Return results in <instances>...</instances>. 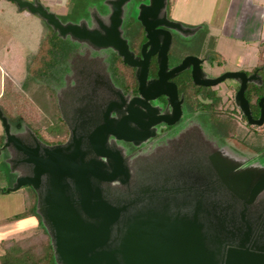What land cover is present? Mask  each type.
I'll use <instances>...</instances> for the list:
<instances>
[{"label":"water","instance_id":"water-1","mask_svg":"<svg viewBox=\"0 0 264 264\" xmlns=\"http://www.w3.org/2000/svg\"><path fill=\"white\" fill-rule=\"evenodd\" d=\"M7 1L60 36L74 32L39 3ZM111 46L132 64L123 46ZM133 101L123 111L114 104L104 110L78 104L70 121L61 110L69 134L51 145L27 128L11 132L0 109V151L9 148L6 162L19 170L0 192L33 190L55 263L264 264V166L245 165L187 138L130 159L109 135L137 146L154 135L155 124H172L179 113L172 109L168 119L149 111L146 120Z\"/></svg>","mask_w":264,"mask_h":264},{"label":"flooded vegetation","instance_id":"flooded-vegetation-1","mask_svg":"<svg viewBox=\"0 0 264 264\" xmlns=\"http://www.w3.org/2000/svg\"><path fill=\"white\" fill-rule=\"evenodd\" d=\"M26 1L41 4L60 25L74 31L60 36L52 25L31 14L45 25L35 54L43 44L47 57L53 56L58 62L57 72H49V87L54 92L63 127L58 143L64 142L69 134L61 110L70 121L71 108L78 104L88 107L91 103L90 107L103 110L114 104L123 111L133 99L132 106L146 120L149 111L154 117L163 115L168 119L172 109L178 108L179 113L172 124L163 121L155 124L154 135L139 144H146L142 150L109 135L108 140H113L130 159L146 156L151 152L138 154L154 146L155 152L164 151L167 148L163 144L170 146L187 138L204 149L220 150L245 161L241 153L231 155L222 150V142L206 141L198 119H206L210 131H221L215 133L217 138L252 150L257 147L259 136L264 135V36L261 40L255 31L258 12L254 0L247 2L246 21H241L242 1L234 7L239 13L235 22L223 23V28L229 30V35L222 36L229 44L226 53L219 49L218 36L209 31L211 9L202 6L197 14L192 9L183 13L176 7L180 0ZM195 1L198 6L204 3ZM21 11L30 14L25 9ZM238 29L247 36L246 40L238 41L237 33H230ZM85 32L94 34V38H80ZM112 44L124 47L131 65L123 61ZM239 48H246L250 55L242 54ZM226 73L231 76H225ZM220 77L216 83L203 84ZM139 86L145 96L140 94ZM76 98L81 101L76 102ZM108 115L116 119L119 116L113 110ZM160 143L163 144L158 146Z\"/></svg>","mask_w":264,"mask_h":264},{"label":"rangeland","instance_id":"rangeland-1","mask_svg":"<svg viewBox=\"0 0 264 264\" xmlns=\"http://www.w3.org/2000/svg\"><path fill=\"white\" fill-rule=\"evenodd\" d=\"M217 1L218 0H204V5L202 3L201 6H198L196 5L195 0H181L179 5H176V7L177 9H180V12L190 13L192 9V12L197 14L202 6L210 10L211 3L214 6L216 3L220 5ZM242 1L244 2L241 7L244 11V15L241 16V21L243 22L244 20H247V13L245 9L247 7L248 0H236V2ZM253 2L257 6L258 12L255 19V31L259 33V37H261L262 40L264 36V0H254ZM21 10L22 9H18L17 6L10 1L0 0V109L5 113V116L10 124L11 132H13V126L10 118L16 114L21 115L20 112H23L26 120L21 121L22 129L27 128L32 133H35L37 130L46 137H55L58 136L57 134L59 129L54 127L52 124L43 130V125L40 123V112L38 114L37 103H34L29 98V93L23 90L21 83L26 73L27 63L31 56H35V49L37 48L38 41L44 35L45 25L37 16L26 14ZM211 11L213 17L212 27H210L209 31L215 37L218 36L217 44L219 49L223 53H226L227 51L225 52V48L227 49L229 44L228 40L224 39L222 36L226 35L229 30L227 31V29L221 26L222 20L224 21L225 19V15L223 14V11H219L216 8ZM238 14L237 12H234L232 13V16H236ZM240 28L242 29V27ZM234 31H236V28ZM234 31L230 33H237V36H239V39H237L238 41L246 40L247 36L245 37L241 30L238 29L237 32ZM237 43L238 42L234 44L237 45ZM239 49L242 54L250 55V51L246 48ZM46 83L51 85V82L47 81ZM4 89L6 93L4 92ZM12 91L13 94L16 95V98L9 97V94H11ZM3 92L5 95L2 94ZM198 120L201 126V133L206 141L209 140L215 144L219 141L222 142V150L227 151L231 155L233 154L239 156L241 153L242 159L245 160H242L245 165L255 167L264 166V154H262L261 151L264 146V135L259 136L258 142L256 143L257 147L255 150H252L236 144L235 142L233 143L231 140H226L221 137L217 138L215 133L219 132L221 134V131H210V127H206V119ZM262 132H264V130ZM0 135H3L1 123ZM62 135L63 134L59 135V137ZM259 141L262 145H260ZM42 143L44 142L42 141ZM162 144L163 143H160L158 146ZM163 146L168 148L169 145L167 146L163 144ZM137 147L139 150H142L146 147V144L143 143L140 146H135L134 148ZM154 147L138 155H146L144 153L151 152L147 154L150 155L156 151L153 150ZM246 150L250 151V153L244 154L243 152H246ZM8 154H10L9 148H5L0 151V189L9 187L13 183L15 177L19 174L18 169L11 170L10 166L7 164L6 161L8 159L7 156H9ZM33 197L34 195L32 190H30L27 186L20 187L13 192H0V220L21 212L24 209L26 199L30 201ZM37 227H39L38 218L34 215L17 219L9 223L0 224V240L9 238L21 239L28 237L37 230Z\"/></svg>","mask_w":264,"mask_h":264},{"label":"trees","instance_id":"trees-1","mask_svg":"<svg viewBox=\"0 0 264 264\" xmlns=\"http://www.w3.org/2000/svg\"><path fill=\"white\" fill-rule=\"evenodd\" d=\"M45 49L46 47L41 44L35 56L30 57L27 63L24 79L21 83L23 90L29 93V98L34 103H37L38 114L40 112V123L43 125V130L52 124L59 129L58 136L55 137H46L37 130L33 133L37 139L40 138L38 140L51 145L61 141L59 135L62 134L63 127L57 109L54 92L46 83L47 81L49 82V72L51 70L57 72L56 68L58 62L53 56L52 58L55 61H52V58H48ZM4 92L6 93L5 89ZM4 92L2 94H4ZM9 97L16 98V95H14L12 91V93L9 94ZM20 113L21 115L16 114L10 118L14 133L23 130L21 121H25L26 118L23 115V112ZM2 114L5 116L3 111ZM2 140L3 135H0V145L2 144ZM260 145H262L261 142ZM261 151L262 154H264V146ZM28 188L32 190L30 187ZM33 195L34 197L32 200L28 201L26 199L24 209L21 212L1 219L0 224L9 223L17 219L34 215L38 218L39 227H37V230L28 237L0 240V264H56L53 258L49 236L40 221V217L35 212L36 196L34 192Z\"/></svg>","mask_w":264,"mask_h":264},{"label":"crops","instance_id":"crops-1","mask_svg":"<svg viewBox=\"0 0 264 264\" xmlns=\"http://www.w3.org/2000/svg\"><path fill=\"white\" fill-rule=\"evenodd\" d=\"M181 2V0H180ZM213 2V1H212ZM220 5H218L217 3L215 4V6L211 3L210 4V9L213 10L214 8H216L219 11H223V14L225 15V19L224 21L222 20V24L226 23V24H232L235 22V16H232V13L236 12V9L234 7H238L239 5H241L240 2H236V0H218L217 1ZM233 2H234V6H233ZM239 3V4H238ZM204 4V3H203ZM213 16V14H212ZM232 27H230L231 29ZM229 35V33H227Z\"/></svg>","mask_w":264,"mask_h":264}]
</instances>
